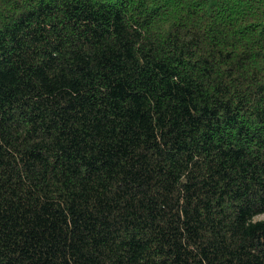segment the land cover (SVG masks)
Masks as SVG:
<instances>
[{"label": "trees", "instance_id": "trees-1", "mask_svg": "<svg viewBox=\"0 0 264 264\" xmlns=\"http://www.w3.org/2000/svg\"><path fill=\"white\" fill-rule=\"evenodd\" d=\"M0 264H264V0H0Z\"/></svg>", "mask_w": 264, "mask_h": 264}]
</instances>
